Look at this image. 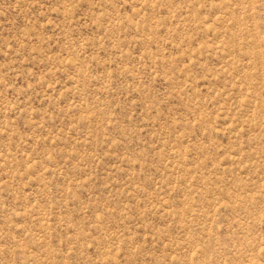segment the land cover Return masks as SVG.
Instances as JSON below:
<instances>
[{
    "label": "rangeland",
    "instance_id": "obj_1",
    "mask_svg": "<svg viewBox=\"0 0 264 264\" xmlns=\"http://www.w3.org/2000/svg\"><path fill=\"white\" fill-rule=\"evenodd\" d=\"M0 264H264V0H0Z\"/></svg>",
    "mask_w": 264,
    "mask_h": 264
}]
</instances>
